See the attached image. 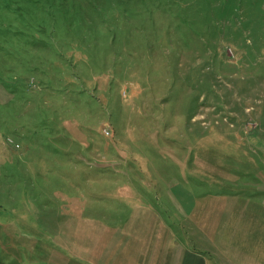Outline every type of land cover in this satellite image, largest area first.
<instances>
[{
  "label": "rangeland",
  "instance_id": "374dc122",
  "mask_svg": "<svg viewBox=\"0 0 264 264\" xmlns=\"http://www.w3.org/2000/svg\"><path fill=\"white\" fill-rule=\"evenodd\" d=\"M164 220L264 264V0H0V264H146Z\"/></svg>",
  "mask_w": 264,
  "mask_h": 264
},
{
  "label": "crops",
  "instance_id": "0c3cea01",
  "mask_svg": "<svg viewBox=\"0 0 264 264\" xmlns=\"http://www.w3.org/2000/svg\"><path fill=\"white\" fill-rule=\"evenodd\" d=\"M184 213L185 211L181 210L179 224L181 228ZM163 223L166 230L162 232L161 237L158 240H150L143 246L146 264H212L202 252L190 248V245L185 244L182 237H178L171 229L169 235H167L169 225L166 220ZM175 224L177 226L178 221ZM213 264H215V261H213Z\"/></svg>",
  "mask_w": 264,
  "mask_h": 264
}]
</instances>
